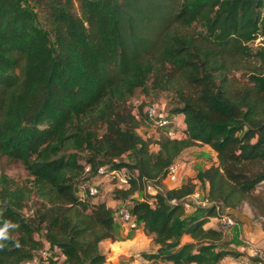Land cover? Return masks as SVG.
Masks as SVG:
<instances>
[{
  "label": "trees",
  "instance_id": "16d2710c",
  "mask_svg": "<svg viewBox=\"0 0 264 264\" xmlns=\"http://www.w3.org/2000/svg\"><path fill=\"white\" fill-rule=\"evenodd\" d=\"M138 89L172 96L166 111L184 115L183 136L139 133L144 114L129 106ZM196 145L216 153L197 173L208 189L164 188L170 164ZM3 159L28 178L0 172V226L19 225L0 264H108L100 244L122 221L89 193L100 166L127 172L114 196L153 235L151 257L238 255L205 224L248 203L264 228V0H0ZM148 183L156 192L129 201ZM198 190L209 205L191 200Z\"/></svg>",
  "mask_w": 264,
  "mask_h": 264
},
{
  "label": "crops",
  "instance_id": "0c3cea01",
  "mask_svg": "<svg viewBox=\"0 0 264 264\" xmlns=\"http://www.w3.org/2000/svg\"><path fill=\"white\" fill-rule=\"evenodd\" d=\"M176 116L182 120V124L180 126L182 131L176 135L181 137L184 135L183 130L185 128L184 115L176 114ZM144 136L147 137L149 135ZM194 147L195 146L187 148L181 154L179 159L181 160L182 156L187 153V151H191ZM204 149L206 151H210V153L215 157L216 153L210 146L204 145ZM208 162L209 161L201 162V168L206 166ZM196 163L194 161L191 163V165ZM198 171L199 170L193 168L192 166L189 167L187 164L183 165V167L181 165L178 180L172 182L165 179L164 183L167 185V188H173L179 187L189 180H193L195 183H197L198 188L207 190L208 184H203L197 179ZM103 179L104 178L102 177L101 180ZM99 199L106 198L99 197ZM107 201L108 204L113 207V201ZM243 208L252 210V207L248 203H246ZM232 216L237 220V223L228 229H224L222 227V221L218 215L211 216L205 224L206 228L223 230L224 238L229 242V246L238 252V255H228L224 257L220 260L219 264H264V259L259 258L257 255L251 254L257 248L264 250V228L262 225V220L260 223H256L250 218V216H248L250 218V222L247 223L242 221L240 219V215H237V213ZM259 219H263V217L259 215ZM191 239L192 238L189 235L184 237V241ZM100 247L103 252L109 251L111 253V258L108 264H163L160 259L150 256L157 253L159 245L155 243L153 235L148 234L142 225L138 226L137 228L130 229L127 225L117 221L116 238L103 240L100 244ZM132 256L136 257L134 261H131L130 259ZM156 260L157 262L154 263Z\"/></svg>",
  "mask_w": 264,
  "mask_h": 264
},
{
  "label": "rangeland",
  "instance_id": "374dc122",
  "mask_svg": "<svg viewBox=\"0 0 264 264\" xmlns=\"http://www.w3.org/2000/svg\"><path fill=\"white\" fill-rule=\"evenodd\" d=\"M262 42V39H257L252 46L255 48L258 45H260ZM172 96L169 93L161 92V91H147L145 89H138L134 97L131 99L129 106L131 110H133L135 113L139 114L141 116V112H143V124L139 128V133L143 135H149L152 137H157L161 133L170 134L172 133V136H176L178 133H181V124L182 120L176 116V119L171 122V124L165 128V129H159L157 128L151 120H149L145 114L146 107L152 103H156L160 107L164 108L165 110L169 111L170 109V102H171ZM171 135V134H170ZM148 137V136H147ZM152 149L154 151L157 150V146H153ZM213 155L210 153V151H206L204 149V145H196L191 151H187L182 156V167L183 165L187 164L189 167H193L197 170H199L202 166L201 162L210 161L212 160ZM124 159L126 161L130 160L129 156H125ZM201 159V161H200ZM195 161L196 164L191 165ZM4 170L8 175L11 177L19 180L24 181L28 178V172L25 169L24 165L18 161H13L12 163L6 162V159H3L2 164L0 165V172L1 170ZM104 178L101 180V178ZM101 180V181H100ZM97 183L99 184V197L108 198L107 200L113 201V209L116 211L119 208L123 206H127V202H124L120 198H116L114 196V192L117 188L123 189L128 188V185H120L119 179L117 177H111V176H100L97 178ZM164 188H167V185L164 183ZM78 186V190H79ZM257 193H261L264 196V182L260 183L257 186ZM149 192L145 188H141L139 191L137 190L135 193H133L129 198V201L133 199H141L143 196L147 195ZM80 194V193H78ZM29 210V208H28ZM26 210V212H29ZM246 215L250 216V218L255 221L256 223H260L261 220L259 219V215L255 213V211L248 208H242L240 212L237 213V215ZM249 214V215H248ZM109 251L105 252L108 253ZM111 258V257H110ZM131 261H134L136 259L135 256H132ZM110 261V259H109ZM26 264H32L31 262H28ZM153 264V263H150Z\"/></svg>",
  "mask_w": 264,
  "mask_h": 264
},
{
  "label": "built area",
  "instance_id": "2783aa9c",
  "mask_svg": "<svg viewBox=\"0 0 264 264\" xmlns=\"http://www.w3.org/2000/svg\"><path fill=\"white\" fill-rule=\"evenodd\" d=\"M147 118L153 122V124L159 128V129H165L167 128L173 120L176 119V115H172L168 113L165 109L157 105L156 103H152L146 107L145 111ZM172 135V133L170 132ZM182 161L180 159L175 160L173 163L170 164L168 170L166 179L172 182H175L178 180L179 172L181 169ZM90 167H87L89 169ZM99 176H111V177H117L119 179L120 185H128L129 184V177L126 171H119V170H110L106 166H100L97 169L96 172ZM158 186H154L151 183H148L146 186V189L150 193L156 192ZM161 189V187H159ZM89 193L90 195H97L99 194V187L94 184L88 185ZM191 200L196 202L199 205L206 206L209 205L211 202L208 198H204L201 191H196L191 195ZM173 202L175 200H172ZM185 207L187 209L192 208V204L189 201H185ZM223 215L220 217L222 221V227L224 229H228L232 226H234L237 223V220L229 214L226 209L222 210ZM116 215L118 218L125 224L129 226V228H137V221L134 218V215L132 214L131 210L127 206H123L119 208L116 212ZM255 255H257L259 258L264 259V250L262 249H255L254 251ZM36 264V261L32 262V264Z\"/></svg>",
  "mask_w": 264,
  "mask_h": 264
},
{
  "label": "clouds",
  "instance_id": "9594fccd",
  "mask_svg": "<svg viewBox=\"0 0 264 264\" xmlns=\"http://www.w3.org/2000/svg\"><path fill=\"white\" fill-rule=\"evenodd\" d=\"M19 225L17 223H14L10 220H4L2 226H0V249H3L5 245V241H8L11 239L10 231L18 229ZM16 246L19 247V242H16ZM252 255H255V253H251Z\"/></svg>",
  "mask_w": 264,
  "mask_h": 264
},
{
  "label": "water",
  "instance_id": "95a60500",
  "mask_svg": "<svg viewBox=\"0 0 264 264\" xmlns=\"http://www.w3.org/2000/svg\"><path fill=\"white\" fill-rule=\"evenodd\" d=\"M240 219L244 222H247V223L250 222V218L246 215H243V214L240 215Z\"/></svg>",
  "mask_w": 264,
  "mask_h": 264
}]
</instances>
